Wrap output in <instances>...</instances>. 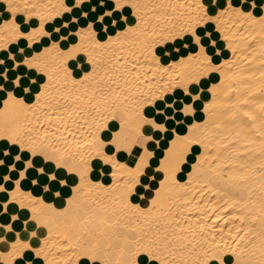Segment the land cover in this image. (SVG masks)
Listing matches in <instances>:
<instances>
[{"label": "bare ground", "instance_id": "6f19581e", "mask_svg": "<svg viewBox=\"0 0 264 264\" xmlns=\"http://www.w3.org/2000/svg\"><path fill=\"white\" fill-rule=\"evenodd\" d=\"M2 2L10 19L0 22V51L11 56L12 47L29 46L31 57L25 58L32 65L30 70L48 77L46 91L38 100L64 97L65 104L71 100L84 107L95 103L98 111L90 122L109 125L115 118L120 127L113 135L127 136L129 144L121 148L123 160L119 154L113 157L111 175L101 174L95 180V150L70 147L64 151L56 145L61 147L57 154L51 151V142L48 146L39 140L32 143L24 128L28 119H34L33 113L20 100H6L7 107L0 112V138L18 143L33 156L50 157L60 167L63 161L70 162V168H63L76 176V182L62 186L68 194L61 193V206L22 185L28 176L39 186L42 174L38 171L24 173L19 183L13 180L14 186L6 193L0 190V196H7L8 209L0 212V227L7 235L11 225H21L8 250L0 248V264H29L27 254L44 264H78L85 252L98 257L99 264H125V259L131 260V250L146 248L165 235L171 237L170 251L161 250V254L168 264L173 256L175 264H199L206 250L232 253L237 264H264V121L257 119L264 112V19L239 15L235 10L217 15L214 26L224 48L209 63L203 50L176 47L185 29L197 26L198 21L199 26L207 27L200 0H127L137 23L107 35L104 41L96 30L103 22L99 16L92 19L99 11L94 0H75L74 4L69 0ZM158 3L163 7L156 8ZM146 5L157 13L167 8L168 15H153ZM18 16L26 20L23 35L16 24ZM65 27L76 42L62 51L51 35L56 34L53 29L63 31ZM81 55L91 66L86 79L66 71L67 64ZM136 80L143 85L126 87V82ZM193 86L197 91L192 94V109L182 113L180 123L173 122L175 131L168 129L171 136L161 133L155 153L162 155L149 156L151 149H146L134 157V141L143 135L144 113L150 102L185 105ZM33 107L35 115L42 114L41 103ZM53 123H59V117ZM7 153L15 155L11 147ZM134 159L135 164L131 163ZM153 160V168L161 170L160 191L152 207H136L123 195L124 190ZM3 174L7 177L14 171ZM10 204L29 212L27 223L9 211ZM205 216L203 222L197 219ZM28 224L35 227L29 229ZM217 225L220 231H214ZM33 230L37 237L31 235ZM41 231L45 236L39 238L38 247H32ZM189 242L190 251L180 247Z\"/></svg>", "mask_w": 264, "mask_h": 264}, {"label": "snow or ice", "instance_id": "6c2138e0", "mask_svg": "<svg viewBox=\"0 0 264 264\" xmlns=\"http://www.w3.org/2000/svg\"><path fill=\"white\" fill-rule=\"evenodd\" d=\"M69 3L74 4L75 0H69ZM94 4L99 11L92 19L95 21L97 16H99V19L103 22L101 25L96 26V30L101 33L99 35L100 41H104L109 34L115 35L118 31L133 28L137 23L127 0H125L124 4H121L120 0H94ZM146 6L150 8L153 15H168L167 8L157 13L150 5ZM162 7V3L156 5V8ZM199 7L204 10L207 17V27L199 26L200 22L198 21L197 26L185 29L178 38L176 47L190 49L192 52L203 50L209 63L217 59L219 53L224 48L223 44L218 43L221 37L217 34L214 26V19L217 15L224 16L235 10L239 15H254L264 19V0H200ZM91 10L96 11V9ZM100 13H103V15H100ZM0 14H3L0 15V22L10 19V14L7 13L6 5L3 4L2 0H0ZM80 14L77 13V16ZM83 14L87 15L88 13L84 12ZM15 20L17 26L21 27V35H23L27 31V28L23 27L26 23L25 18L18 16ZM84 23L87 24V21H84ZM53 32L56 34L51 35V40L62 51L68 49L69 44L74 45L76 42V37H70V30L66 27L63 31L59 28L53 29ZM45 43L47 44L48 41L46 40ZM28 48L29 46L26 44L19 48L12 47L11 56L8 51H0V112H3L7 107L5 104L6 100L13 99L24 102L27 106V111L32 112L34 117V119L30 118L27 120V126L24 128V133L32 140V143L39 140L48 146L49 142H51L53 145L51 151L57 154L61 152V147L56 145L62 146L64 151H68L70 147L95 150L96 156L92 167L96 172L93 178L99 180L101 174L105 177L111 175L110 165L113 162V157L119 154V159L123 160L125 158L121 148L129 144L128 137L113 135V133H118L120 127L115 122V118H113V122L109 125H97L90 122V118L95 119V112L98 111L95 103L88 102L87 107H84L78 103L73 104L69 100L65 104L64 97L60 99L54 97L50 102L39 101L38 97H40L42 92L46 91L48 77L46 74L38 75L35 71L30 70L32 65L25 58L26 56L31 57V51H28ZM38 50L39 48L37 47ZM168 51L172 52V48H169ZM17 52L21 54L17 55ZM160 55H163V52ZM135 67L136 65L133 64L132 69H135ZM132 69H129V72ZM90 70L91 66L86 62L84 55H81L79 59L72 60L66 66V71L71 72L74 78L86 79ZM136 84L143 85V81H128L126 82V87L135 88ZM196 91V87L193 86L186 97L185 105H181L180 103L170 104L169 101L152 105L150 102V106L144 113L145 128L143 135L134 141L137 145L131 153L134 157H140L146 149H151L149 156L156 155L158 157L162 155V153H155V147L162 139L161 133L168 132L169 128L175 131L173 122L180 123L183 119L182 113L186 114V111L192 109V94L196 93ZM124 99L127 100V96ZM37 103L43 105L41 109L42 114L39 116L35 115L33 107ZM57 117H59V123H53ZM249 119H252V117H249ZM257 119L264 121V112H261ZM85 132L88 133L87 136L84 135ZM168 134L171 136L172 133L168 132ZM97 141L99 142L98 145ZM9 147L15 153L14 157L12 154L7 153ZM6 155L8 156L7 165L5 164ZM13 161L20 163L14 164ZM131 163L135 164L137 160L134 159ZM155 163L156 161L153 160L152 164L144 168V171L138 172L137 178L129 181V186L124 190L123 195L136 207H139L141 204L146 207H152L151 202L156 199L157 193L160 191L161 170L153 168L152 165ZM0 169H3V171H0V190L4 193L14 186L13 180L19 183L24 173L38 171L42 174L38 179L43 185L49 186L45 189L46 199L61 197V193L67 195L66 189L62 186L68 184L73 179L66 174L63 167L55 165L50 157L33 156L31 152L22 150L18 143L4 138H0ZM9 169L14 171V175L6 177L3 172ZM35 182L33 181V183ZM104 183H108L107 179H105ZM6 200V195L0 196V212L8 210L4 203ZM12 210L14 211V209ZM220 211L228 212L226 208H220ZM228 214L232 215L231 213ZM206 218V216L197 217L202 222ZM12 219L17 220L18 217L13 216ZM25 223H27V219H25ZM177 223L179 222L177 221ZM224 223L226 224L227 221L225 220ZM4 224H8L7 219L4 220ZM18 227H21V225H11L7 235H5L4 228L0 227V248H3L5 251L8 250V245L15 240L13 233ZM34 227L35 225L28 224L29 229H33ZM214 231H220L219 225L215 227ZM31 235L37 237L38 234L33 230ZM44 236L45 233L41 231L39 237L33 242L32 247H38L39 238H43ZM131 239L135 241L136 238L133 236ZM170 241L171 237L165 235L146 248L131 250L128 253L131 260L125 259V264H168L161 254V250L170 251ZM190 244L191 242H189V245L181 244L180 247L190 251ZM26 259L29 261V264H44L43 260L34 259L31 254H27ZM175 261L176 257L173 256L172 264H175ZM18 264H23V261H19ZM78 264H99V258L85 252L80 254ZM183 264H187V262H183ZM199 264H237V260L232 253L220 252L213 254L210 250H206L205 254L199 259Z\"/></svg>", "mask_w": 264, "mask_h": 264}, {"label": "crops", "instance_id": "0c3cea01", "mask_svg": "<svg viewBox=\"0 0 264 264\" xmlns=\"http://www.w3.org/2000/svg\"><path fill=\"white\" fill-rule=\"evenodd\" d=\"M135 149H132V151H134ZM52 158H53V160H54V158L56 157V155L55 154H52ZM63 167L64 168H70L71 167V163L70 162H68V161H63ZM77 170V169H76ZM80 169H78L77 171H79ZM66 171V170H65ZM66 174L68 175L69 174V176L70 177H72V178H74V179H72V180H70L69 181V185H71V184H74L75 182H76V176L74 175V174H70V173H68L67 171H66ZM30 180H32L30 177H28V176H26V178L22 181V185L25 187V188H29L30 187V189L35 193L36 192V194H41L43 197H45V194H43V193H45L44 191H45V187H44V185L42 184V183H40V182H37L38 183V185L40 186V188H39V186H35V184L32 182V181H30ZM75 181L74 183L72 182V181ZM37 183H36V185H37ZM25 184V185H24ZM28 186V187H27ZM39 188V189H38ZM36 190V191H35ZM41 190V191H40ZM39 193H38V192ZM46 199V198H45ZM58 199V200H57ZM63 199V201L61 202V200ZM47 201H51V202H53L54 204H56V205H58V206H61V205H63V202H64V196L63 195H61V197H56V198H54V199H46ZM12 209H14V211L12 210ZM9 211L10 212H12V213H15V214H18V216L21 218V219H26V218H28V216H29V212L28 211H26V210H24V209H21V208H19V207H16L14 204L12 205V204H10L9 205Z\"/></svg>", "mask_w": 264, "mask_h": 264}, {"label": "rangeland", "instance_id": "374dc122", "mask_svg": "<svg viewBox=\"0 0 264 264\" xmlns=\"http://www.w3.org/2000/svg\"><path fill=\"white\" fill-rule=\"evenodd\" d=\"M218 34V33H217ZM219 35V34H218ZM171 55L173 56L174 55V53H171ZM172 58V57H171ZM166 61V60H165Z\"/></svg>", "mask_w": 264, "mask_h": 264}]
</instances>
